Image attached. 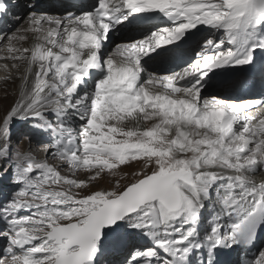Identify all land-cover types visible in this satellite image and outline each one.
<instances>
[{"label": "snow or ice", "instance_id": "obj_1", "mask_svg": "<svg viewBox=\"0 0 264 264\" xmlns=\"http://www.w3.org/2000/svg\"><path fill=\"white\" fill-rule=\"evenodd\" d=\"M0 53V264H264V98L224 94L264 80V0H0Z\"/></svg>", "mask_w": 264, "mask_h": 264}, {"label": "rangeland", "instance_id": "obj_2", "mask_svg": "<svg viewBox=\"0 0 264 264\" xmlns=\"http://www.w3.org/2000/svg\"><path fill=\"white\" fill-rule=\"evenodd\" d=\"M139 35H140L139 33L135 34V33H131L128 31H125V32L121 33L120 35H118V33L114 34V36H113L114 43L110 44L107 49L104 48L103 54L105 56H107L110 53V51L114 48L115 43H121V41H120L121 39L127 40L128 38H130L132 36H136L137 38H139ZM0 54H2V53H0ZM148 67L150 70H152V69H156L157 71H161V70L163 71L164 70L162 68V64L160 63V61H157L154 64H152V62H150ZM161 73H163V72H161ZM10 91H12V93L15 94L16 93L15 87H13L11 85H6V86L0 87V104L3 105L4 109H7L10 106V102L13 98V95L10 94ZM2 114H3V111H0V115H2ZM28 131H29L28 125L25 122H22V121L15 122L13 124V129H12L14 145H18V147L21 151H27V150L31 149L33 154L36 156V158L43 160V158H45V154L41 149H38L37 143H36V141H38L40 138L34 137L33 142L31 144H29V141L24 139V134L27 133ZM41 155H43V158H40ZM48 162L50 164H53V165L58 163L57 160H54L51 158H49ZM138 168H139V164L134 162L130 166H123L122 171L131 172V171L138 169ZM81 178H83V176H81ZM92 187H93V189L110 187L109 178L105 177L104 180L102 179L99 182H95ZM10 189H11V185L8 183L7 180L0 181V191H3L6 193V192L10 191ZM2 247H3V241L0 240V248H2Z\"/></svg>", "mask_w": 264, "mask_h": 264}, {"label": "bare ground", "instance_id": "obj_3", "mask_svg": "<svg viewBox=\"0 0 264 264\" xmlns=\"http://www.w3.org/2000/svg\"><path fill=\"white\" fill-rule=\"evenodd\" d=\"M64 2V0H42V6L43 7H46V8H59L60 7V5H61V3H63ZM86 2H88V0H86ZM153 23H156V21L155 20H152L150 23H149V25H145L146 27H141L140 29L142 30V31H146L147 29H148V27H150V25L151 24H153ZM24 26H27L26 24L24 25ZM135 29V28H134ZM131 33H135V31H132ZM121 33H118V35H120ZM135 34H138V33H135ZM140 34V33H139ZM121 42H125L126 41V39H121L120 40ZM28 43H31V41H29ZM109 45L110 44H108V45H106L105 46V49H107L108 47H109ZM187 47H189V46H187ZM191 53H189V55H190ZM0 55H2V54H0ZM9 63V64H11V61H4V60H0V64H3V63ZM155 63V62H154ZM153 62H152V64H154ZM160 63L162 64V68L164 69V70H168V69H170V67H175V63H176V61H174V60H168V61H163V62H161L160 61ZM23 70H24V68H23V65H21V67H20V69H19V72H23ZM164 70L162 71H159V72H164ZM246 74L247 73H243V72H240V71H234V72H230L228 75L230 76V78H231V83H232V87L231 88H228L227 89V92H225L224 94H226V95H230V96H232V97H234L235 98V90L238 88V87H240V86H242L244 83H246L245 82V76H246ZM5 75V73L3 72V70H0V77H2V76H4ZM12 75H13V79H11V80H0V87H2V86H6V85H11V86H13V87H15V90H16V93L15 94H13L12 93V91H10V94H12L13 95V98H12V100H11V102H10V105L17 99V97H18V94H19V91H20V88H21V81H20V79L18 78V73H17V71L16 70H13V73H12ZM262 80V79H261ZM219 89H209V91H211V92H213V93H215V92H217ZM226 91V90H225ZM205 95H207V93H205ZM262 97H264V95L262 96ZM240 98V97H239ZM244 98V97H243ZM248 98H250V97H248ZM40 157V156H39ZM40 158H43V155H41V157ZM44 159V158H43ZM127 172V171H126ZM105 179V178H104ZM103 179V180H104Z\"/></svg>", "mask_w": 264, "mask_h": 264}]
</instances>
